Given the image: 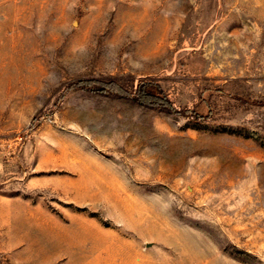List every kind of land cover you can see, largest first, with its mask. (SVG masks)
Returning a JSON list of instances; mask_svg holds the SVG:
<instances>
[{"label":"rangeland","instance_id":"1","mask_svg":"<svg viewBox=\"0 0 264 264\" xmlns=\"http://www.w3.org/2000/svg\"><path fill=\"white\" fill-rule=\"evenodd\" d=\"M0 264H264V0H0Z\"/></svg>","mask_w":264,"mask_h":264},{"label":"trees","instance_id":"2","mask_svg":"<svg viewBox=\"0 0 264 264\" xmlns=\"http://www.w3.org/2000/svg\"><path fill=\"white\" fill-rule=\"evenodd\" d=\"M78 85H94L95 90L100 92L115 93L123 96H133L137 101L142 104L152 105V106H163L173 109L170 100L167 97L156 96L146 90V84H141L135 95H132L130 91L122 87L114 81H101L96 79H89L84 81H79Z\"/></svg>","mask_w":264,"mask_h":264}]
</instances>
